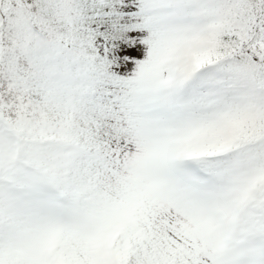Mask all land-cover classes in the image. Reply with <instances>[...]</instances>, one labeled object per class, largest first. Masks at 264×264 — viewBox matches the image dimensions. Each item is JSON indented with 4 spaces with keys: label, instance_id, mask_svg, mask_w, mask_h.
I'll return each mask as SVG.
<instances>
[{
    "label": "snow or ice",
    "instance_id": "1",
    "mask_svg": "<svg viewBox=\"0 0 264 264\" xmlns=\"http://www.w3.org/2000/svg\"><path fill=\"white\" fill-rule=\"evenodd\" d=\"M0 264H264V0H0Z\"/></svg>",
    "mask_w": 264,
    "mask_h": 264
}]
</instances>
